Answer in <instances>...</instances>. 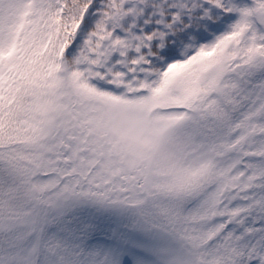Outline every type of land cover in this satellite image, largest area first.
<instances>
[{"label": "snow or ice", "instance_id": "6c2138e0", "mask_svg": "<svg viewBox=\"0 0 264 264\" xmlns=\"http://www.w3.org/2000/svg\"><path fill=\"white\" fill-rule=\"evenodd\" d=\"M95 96L189 122L216 181L113 167ZM0 264H264V0H0Z\"/></svg>", "mask_w": 264, "mask_h": 264}, {"label": "flooded vegetation", "instance_id": "af4514ba", "mask_svg": "<svg viewBox=\"0 0 264 264\" xmlns=\"http://www.w3.org/2000/svg\"><path fill=\"white\" fill-rule=\"evenodd\" d=\"M78 116L91 145L113 167L154 184L159 167L157 123L124 99L95 96L78 102Z\"/></svg>", "mask_w": 264, "mask_h": 264}, {"label": "rangeland", "instance_id": "374dc122", "mask_svg": "<svg viewBox=\"0 0 264 264\" xmlns=\"http://www.w3.org/2000/svg\"><path fill=\"white\" fill-rule=\"evenodd\" d=\"M138 105L143 108L140 110L143 116H146L148 111L152 110L139 103ZM155 120H157L158 124L169 123L167 127L163 125V130L157 128L155 131L158 136V160L171 161L174 164V159L181 158L179 164L181 166L184 160H187L190 162L191 170L194 172L195 178L198 181H201V178H205L203 187L214 183L218 178L219 165L215 147L193 135L190 131V124L187 121H177L153 114L152 122ZM164 129L167 130V134ZM164 135H167V144L165 143ZM208 177L210 178L208 179ZM159 180H157V185L165 187V184H162ZM172 189L177 190L174 186Z\"/></svg>", "mask_w": 264, "mask_h": 264}, {"label": "trees", "instance_id": "16d2710c", "mask_svg": "<svg viewBox=\"0 0 264 264\" xmlns=\"http://www.w3.org/2000/svg\"><path fill=\"white\" fill-rule=\"evenodd\" d=\"M184 169V184L182 189H179V191L199 190V186L203 182V180L198 181V179H196L194 175L190 176L186 166H184Z\"/></svg>", "mask_w": 264, "mask_h": 264}]
</instances>
